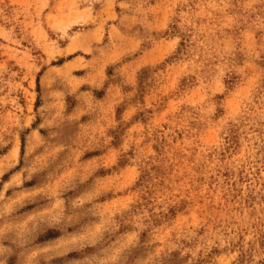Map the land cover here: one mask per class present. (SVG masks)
Listing matches in <instances>:
<instances>
[{
    "label": "rangeland",
    "instance_id": "obj_1",
    "mask_svg": "<svg viewBox=\"0 0 264 264\" xmlns=\"http://www.w3.org/2000/svg\"><path fill=\"white\" fill-rule=\"evenodd\" d=\"M0 264H264V0H0Z\"/></svg>",
    "mask_w": 264,
    "mask_h": 264
}]
</instances>
